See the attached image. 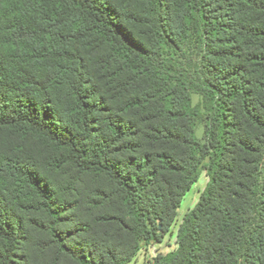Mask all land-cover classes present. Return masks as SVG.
Listing matches in <instances>:
<instances>
[{
  "label": "trees",
  "instance_id": "trees-1",
  "mask_svg": "<svg viewBox=\"0 0 264 264\" xmlns=\"http://www.w3.org/2000/svg\"><path fill=\"white\" fill-rule=\"evenodd\" d=\"M0 130V264H130L203 169L154 264H264V0H0Z\"/></svg>",
  "mask_w": 264,
  "mask_h": 264
},
{
  "label": "rangeland",
  "instance_id": "rangeland-1",
  "mask_svg": "<svg viewBox=\"0 0 264 264\" xmlns=\"http://www.w3.org/2000/svg\"><path fill=\"white\" fill-rule=\"evenodd\" d=\"M201 102L200 96H193V104L197 105ZM197 135L202 138L203 127L199 124L197 129ZM34 140H29L24 144H21L15 136H11L8 131L0 130V150L4 152H16V154L23 153L26 156H30L31 160L36 163H41L43 157L40 154V148L36 146ZM209 178L207 176L206 170H202L198 182L192 187V189L185 196L181 207L178 209V217L171 228V230L166 234L161 243H151L148 245L142 244V248L139 251L137 257L130 264H145L149 259L151 252L156 253L158 257L161 254H168L177 249L178 243V229L185 215L192 210L200 200L202 192L205 190L208 184Z\"/></svg>",
  "mask_w": 264,
  "mask_h": 264
},
{
  "label": "built area",
  "instance_id": "built-area-1",
  "mask_svg": "<svg viewBox=\"0 0 264 264\" xmlns=\"http://www.w3.org/2000/svg\"><path fill=\"white\" fill-rule=\"evenodd\" d=\"M155 250V249H154ZM154 250H153V252H151L150 253V257H149V259L145 262V264H154V262H155V259L157 258V256H156V253H154Z\"/></svg>",
  "mask_w": 264,
  "mask_h": 264
}]
</instances>
